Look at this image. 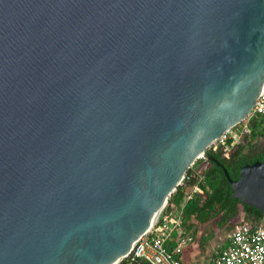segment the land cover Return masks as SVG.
Instances as JSON below:
<instances>
[{
  "label": "water",
  "instance_id": "obj_1",
  "mask_svg": "<svg viewBox=\"0 0 264 264\" xmlns=\"http://www.w3.org/2000/svg\"><path fill=\"white\" fill-rule=\"evenodd\" d=\"M263 85L264 0H0V264L118 262Z\"/></svg>",
  "mask_w": 264,
  "mask_h": 264
},
{
  "label": "built area",
  "instance_id": "obj_2",
  "mask_svg": "<svg viewBox=\"0 0 264 264\" xmlns=\"http://www.w3.org/2000/svg\"><path fill=\"white\" fill-rule=\"evenodd\" d=\"M264 120V85L256 96L247 116L225 131L216 141L223 156L240 139L250 132V125ZM251 123V124H250ZM187 176L182 177L178 185L184 186ZM191 193L196 185L191 186ZM190 193L183 197L189 199ZM183 204V203H182ZM179 208L167 204V200L148 229L133 243L125 257L115 264H264V225L253 226L241 222L233 226L228 235V244L216 251L209 263L193 262L182 259V251L189 238L184 236Z\"/></svg>",
  "mask_w": 264,
  "mask_h": 264
},
{
  "label": "trees",
  "instance_id": "obj_3",
  "mask_svg": "<svg viewBox=\"0 0 264 264\" xmlns=\"http://www.w3.org/2000/svg\"><path fill=\"white\" fill-rule=\"evenodd\" d=\"M250 127V132L242 137L241 143L234 144L226 156L221 154L219 148L205 149V152L220 165L211 162L209 167L202 169L201 173L197 174L191 169L194 161L186 169L184 176H187L188 179L184 182V186L195 184L196 190L192 192L194 195L191 194L189 199L183 202V197L187 194L185 187L177 185L167 198V204L171 205H174V202L182 201L180 209L182 219L192 218L198 224L213 219L217 226L222 227L241 212L243 219L251 225H264V217L258 209L231 197L229 182L222 171L224 168L228 178L236 179L238 169L242 165L264 160V120L255 121ZM252 139L259 140L258 145L245 148V144L250 143Z\"/></svg>",
  "mask_w": 264,
  "mask_h": 264
},
{
  "label": "rangeland",
  "instance_id": "obj_4",
  "mask_svg": "<svg viewBox=\"0 0 264 264\" xmlns=\"http://www.w3.org/2000/svg\"><path fill=\"white\" fill-rule=\"evenodd\" d=\"M239 125H241V122L238 123L236 127H239ZM241 139L239 143H241ZM258 143L259 140L252 139L250 143L245 144V148L258 145ZM216 145H218V141H214L210 144L209 147H213ZM201 160L202 158L197 159L195 163L191 166V169H193V171H195L197 174H199L202 170V168L200 169L198 165ZM196 179L198 180V177ZM184 187L186 191L185 193L192 194V188L190 185H186ZM181 202V200L174 202V206L176 208H179L177 206H179ZM188 219L190 218L185 217L184 221L187 222ZM241 222L249 223L248 221L243 219L242 213L239 212L238 216L232 218L227 224L222 227L217 226L216 222L213 219L203 224H198L192 219L189 220L187 226H184L183 224V234L184 236H187L189 238L186 247H189V253L192 256V260L196 262L200 261L209 263L211 259L215 256L214 254H216V251L221 248H224L228 244L227 237L233 229V226ZM195 251H198V254L193 256Z\"/></svg>",
  "mask_w": 264,
  "mask_h": 264
},
{
  "label": "crops",
  "instance_id": "obj_5",
  "mask_svg": "<svg viewBox=\"0 0 264 264\" xmlns=\"http://www.w3.org/2000/svg\"><path fill=\"white\" fill-rule=\"evenodd\" d=\"M189 220H192V218L188 219L187 222L184 221V218L182 219L184 226H187V224L189 223ZM227 241H228V237H227ZM196 254H198V251H195L194 254H193V256H195ZM181 256H182V259L183 260L193 261L192 260V256L189 253V247H185L183 249ZM193 262H196V261H193ZM197 262H200V261H197Z\"/></svg>",
  "mask_w": 264,
  "mask_h": 264
},
{
  "label": "flooded vegetation",
  "instance_id": "obj_6",
  "mask_svg": "<svg viewBox=\"0 0 264 264\" xmlns=\"http://www.w3.org/2000/svg\"><path fill=\"white\" fill-rule=\"evenodd\" d=\"M255 121L258 122L257 120H255ZM210 164H211V162H209V161H203V160H201L200 163H199L198 165H199V168H200V169H201V168L204 169V168L209 167Z\"/></svg>",
  "mask_w": 264,
  "mask_h": 264
}]
</instances>
